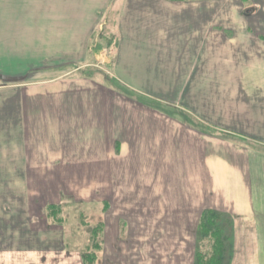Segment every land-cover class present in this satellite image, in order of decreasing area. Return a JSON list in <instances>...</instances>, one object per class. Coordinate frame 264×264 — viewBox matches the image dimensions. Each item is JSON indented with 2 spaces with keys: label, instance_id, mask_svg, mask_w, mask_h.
<instances>
[{
  "label": "crops",
  "instance_id": "crops-1",
  "mask_svg": "<svg viewBox=\"0 0 264 264\" xmlns=\"http://www.w3.org/2000/svg\"><path fill=\"white\" fill-rule=\"evenodd\" d=\"M223 3L0 0V264H83L81 260L64 261L61 248L55 251L52 242L38 239L39 235L53 234L35 226L29 212L37 186L35 176L96 173L100 169L97 167L105 163L115 167L113 162L118 160L113 157H119V153L103 151L101 143L119 136L127 146L132 140L127 133L144 137L151 125L150 104L145 107V103L128 96L129 100L119 101V91L106 87L103 78L92 82L81 75L79 70L85 65L87 51H92L89 46L94 37L107 28L116 36L109 76L104 79L111 78L128 93H146L203 118L209 114L204 113L209 112V100L219 105L223 100L225 105L223 94L226 96L228 91L225 84H221L222 89L215 85L217 81L229 82L230 75V54H214L215 12L222 18L229 12L228 3L225 7ZM224 25L227 23L222 20V32ZM72 63L77 64L70 66ZM239 74L234 70L231 76ZM237 100L246 103L244 96ZM144 108L145 123V117H134L135 111ZM154 119L156 122L163 117ZM170 121L189 126L188 121ZM187 131L193 130L189 127ZM212 157L214 154L204 160L200 169L205 170L217 202L210 203L206 195L209 193L203 194L201 186L200 190L197 184L191 187L199 190L206 205L231 212L235 242L238 229L246 228L250 234L264 229V224L259 227L253 193L243 194L242 202L235 201L223 178L213 182L216 164ZM219 163L227 165L222 160ZM218 168L223 170L222 165ZM191 181L196 183L194 176ZM60 251L62 255L55 256Z\"/></svg>",
  "mask_w": 264,
  "mask_h": 264
},
{
  "label": "rangeland",
  "instance_id": "rangeland-1",
  "mask_svg": "<svg viewBox=\"0 0 264 264\" xmlns=\"http://www.w3.org/2000/svg\"><path fill=\"white\" fill-rule=\"evenodd\" d=\"M215 1H224V7L226 2L229 5L223 18L215 12L214 54H230V75L229 82L215 83L218 89L225 84L224 89L228 90L226 96L223 94L225 105L223 100L220 105L209 100V112L204 110L209 114L203 118L173 102L146 93H128L111 78L104 79L109 76L116 36L107 28L91 42L92 51H87L85 65L79 70L81 75L91 81L103 78L106 87L119 91V101L130 98L145 103V107L150 104L151 125L144 137L127 133L132 139L127 146L119 136L101 143L103 151L119 153V157H113L118 160L113 162L115 167L105 163L97 167L100 169L96 173L35 176L37 186L29 212L35 226L53 234L39 235L38 239L52 242L55 251L61 248L64 261L196 264L198 252L205 263L213 264L221 251L222 264H264V229L251 234L246 228L238 229L235 242L234 216L206 205L199 193L201 186L203 194L209 193V202H217L205 170L202 173L200 169L204 160L214 154L210 158L216 164L213 182L217 177L223 178L235 201L242 202L243 194L253 193L259 227L264 224V0ZM222 20L227 23L224 32L219 28ZM234 70L240 73L236 77L231 76ZM239 96L245 97V104L238 102ZM145 112V108L138 109L134 117H145ZM159 116L164 124L163 119L155 122ZM178 119L188 121L189 126L170 123L180 122ZM143 120L145 123L146 117ZM189 127L194 132L187 131ZM221 160L228 166L217 164ZM219 165L223 166L222 171ZM192 176L196 183L191 181ZM195 184L199 190L191 187ZM238 186L242 192L238 193ZM207 209L223 215L214 220L215 227L205 226L208 231L204 234L200 217ZM216 230L218 234L214 233ZM219 246L222 250L218 252ZM54 254L62 255V251Z\"/></svg>",
  "mask_w": 264,
  "mask_h": 264
},
{
  "label": "trees",
  "instance_id": "trees-1",
  "mask_svg": "<svg viewBox=\"0 0 264 264\" xmlns=\"http://www.w3.org/2000/svg\"><path fill=\"white\" fill-rule=\"evenodd\" d=\"M222 213H219V212H217V211H215V210H212V209H207V210H205V212H203L202 213V215H201V217H200V220H201V224H202V226H204V228H205V230L204 231H202L201 233H204L205 234V232H206V234H207V229H206V227L205 226H207V225H211V226H214L215 227V224H216V221H214L215 219H220V217H222ZM228 217V219L230 220L231 219V217L230 216H227ZM231 223V222H230ZM201 226V225H200ZM202 229V228H201ZM218 231L216 230L214 233L215 234H218L217 233ZM218 236H220V234L218 235ZM220 244H221V242H220ZM217 251L219 252V250H222L221 249V246H219V247H217ZM215 252H216V250H215ZM220 256H221V251H220V253H219V256H218V260L216 261V260H213V264H222V262H221V260H220ZM195 260H196V264H210V263H205L204 261H203V257H201L200 256V254L197 252L196 253V258H195Z\"/></svg>",
  "mask_w": 264,
  "mask_h": 264
}]
</instances>
